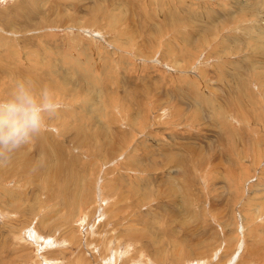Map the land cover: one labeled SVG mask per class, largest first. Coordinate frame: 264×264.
Returning <instances> with one entry per match:
<instances>
[{"label": "rangeland", "instance_id": "rangeland-1", "mask_svg": "<svg viewBox=\"0 0 264 264\" xmlns=\"http://www.w3.org/2000/svg\"><path fill=\"white\" fill-rule=\"evenodd\" d=\"M22 78L61 107L0 165V264H264V0H0Z\"/></svg>", "mask_w": 264, "mask_h": 264}, {"label": "clouds", "instance_id": "clouds-1", "mask_svg": "<svg viewBox=\"0 0 264 264\" xmlns=\"http://www.w3.org/2000/svg\"><path fill=\"white\" fill-rule=\"evenodd\" d=\"M60 107L46 85L19 79L10 96L0 99V165L9 164L19 150L42 134Z\"/></svg>", "mask_w": 264, "mask_h": 264}, {"label": "bare ground", "instance_id": "bare-ground-1", "mask_svg": "<svg viewBox=\"0 0 264 264\" xmlns=\"http://www.w3.org/2000/svg\"><path fill=\"white\" fill-rule=\"evenodd\" d=\"M235 81V80H234ZM113 181V180H112ZM75 193V192H74ZM86 194V193H85ZM82 197V196H81ZM83 197H85V196H83ZM88 198V197H87ZM91 199H93V198H91ZM76 200V199H75ZM97 201V200H96ZM74 203V202H73ZM80 204V203H79ZM95 208V207H94ZM61 210V209H60ZM96 210V209H95ZM60 251V250H59ZM66 252V251H65ZM46 262V261H45ZM52 264V263H51ZM54 264V263H53Z\"/></svg>", "mask_w": 264, "mask_h": 264}]
</instances>
